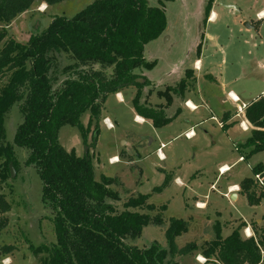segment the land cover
<instances>
[{
	"label": "trees",
	"instance_id": "1",
	"mask_svg": "<svg viewBox=\"0 0 264 264\" xmlns=\"http://www.w3.org/2000/svg\"><path fill=\"white\" fill-rule=\"evenodd\" d=\"M35 1L0 0V79H4L0 86V139L4 116L11 106L21 103L22 114L12 145H0V214L10 211L2 187L10 178L9 164L15 171L18 168L15 146L27 153L24 165L38 174L43 205L53 214L55 243L29 246L38 264H178L174 261L179 251L175 239L187 231V223L170 221L164 234L166 248L155 242L143 248L128 244L140 237L144 227L161 226L162 217L117 212L113 202L119 201V196L110 188L114 179L102 176L96 180L91 157L78 156L73 149L67 152L58 141L59 129L68 125L78 130L85 144L91 134L92 144L87 146H95L106 98L131 86L137 89L131 104L138 116L156 129L171 121L164 109L173 96H182L195 81L193 70H186L175 87L156 94L165 101L157 109L140 103L148 82L137 71L155 67V62L145 61L144 47L165 32L164 3L174 0H158L156 7L149 6L147 0H95L72 18H53L43 32L31 35L25 44L6 39L5 28ZM42 1L48 7L66 0ZM213 2L206 0L204 23ZM62 56L69 63L59 69ZM86 113L89 117L84 126L80 119ZM244 118L251 130L242 146L250 150L249 156L264 152V95L246 106ZM252 176L238 185V192L250 206H258L264 192L262 163L252 168ZM146 200V195H138L125 205L153 210L145 207ZM243 226L222 237L216 222L211 241L200 246L190 243L179 254L195 252L205 264H264V230L254 225L253 235L242 238L239 230Z\"/></svg>",
	"mask_w": 264,
	"mask_h": 264
},
{
	"label": "rangeland",
	"instance_id": "2",
	"mask_svg": "<svg viewBox=\"0 0 264 264\" xmlns=\"http://www.w3.org/2000/svg\"><path fill=\"white\" fill-rule=\"evenodd\" d=\"M94 1L66 0L48 6L44 11L45 8L41 9L43 1L36 0L27 12L9 24L11 25L8 28L9 32L5 28L6 39L13 38L25 44L31 35L43 32L53 18H72ZM225 1L215 6V12L219 15L215 24L203 22L202 0H174L166 2L164 7L170 39L167 40L166 36L163 41L158 42V54L155 55L159 66L156 70L162 69L168 63L173 66L172 68L168 66L166 71L172 69L184 72L192 64V60L185 59L184 56L191 47L197 51L203 35L207 41V51L203 59L202 73L205 74L209 64L215 65L212 75L218 83L213 84L211 78L200 76L195 85L194 95L190 96L194 101L198 99L203 102V108L190 117L192 122L201 121L200 125H194L192 129L194 135L191 139L185 138L183 121H177L173 119L174 117H171V126L165 130L156 129L151 123H143L142 120L141 124L134 123L128 110L129 104L119 103L114 95L106 98L102 112L103 116L110 118L111 122L106 121L114 125L115 129H109L105 123L104 125L99 122L95 150V146H87L92 144L91 134L87 136L85 144L81 141L76 128L65 125L59 129V144L67 152L73 149L77 150L76 155L83 156L87 147L86 154L91 157L96 180L100 181L102 176L114 179L110 188L119 196V201L113 202L117 212L129 210L146 213L152 217H162L161 226L148 225L143 228L139 238L128 241V244L137 248H143L153 242L166 248L165 231L170 221L177 219L187 223V231L175 239L179 251L190 243L200 246L211 241L214 238L216 222L221 227L222 237L230 235L239 225H244L239 230L242 238H246L243 229L245 226L250 225V229L256 224L264 227V192L261 204L254 207L250 206L246 198L239 193L235 194L236 198L233 200L229 190V186L239 185L246 178L253 177L252 168L258 163L264 164V152L249 156L250 150L242 146L250 135L239 124L244 121L243 113H237L236 123L231 128L223 129L222 124L218 122V115L222 109L228 108L237 112L238 106L248 105L264 89V70L260 66L264 63V17L261 22H256L254 18V11L263 7L264 0ZM236 5L250 16L249 23L256 28L244 29L234 14L238 9ZM228 8L234 11L228 13ZM219 47L223 48L221 58L216 53ZM163 56H167L170 62L164 64L161 60ZM189 56L192 58L191 54ZM68 60L66 56H62L58 60L59 69L64 68L69 63ZM177 76L173 75L170 81L178 80ZM236 76L238 82L229 84L230 78ZM170 81H167V84H170ZM3 82L4 79H0V86ZM192 86L191 84L190 87ZM150 89L156 97L158 93L156 87ZM161 90L166 91V88ZM229 90L243 92L237 107L230 102L226 105L221 103ZM123 92L124 97L131 93L130 88H124ZM141 98L140 103H143ZM161 100L165 102L162 98ZM145 102L149 107L157 109L154 98L149 97ZM20 104L11 106L4 116L3 137L0 139L2 147L12 145L16 129L22 122ZM183 111L190 115L188 110ZM211 114L216 116V120L209 119ZM88 117L86 113L80 119L84 126L88 123ZM247 128L250 129L248 126ZM126 133L142 137L133 138V144L141 146L143 157L139 159L132 155V158H135L131 166L129 158L124 154L125 144L118 141ZM151 139L152 146L149 143ZM160 144H165L161 152L167 159L163 162L158 160L155 151ZM13 150L18 168L15 176L10 177L2 187V193L10 204V211L0 214V264L5 257L10 259L9 264H38V259L32 254L29 246L49 247L55 243L51 221L53 214L43 205L42 185L38 174L34 168L24 165L27 153L15 146ZM116 151L120 155L114 158L118 159L119 163H110L108 158L116 154ZM129 152L132 153L131 150ZM220 166L223 167V171ZM176 179L181 183L176 182ZM138 195H146L145 207L151 206L153 210L143 208L144 206L127 208L125 203L129 199L137 198ZM195 201L204 203V206L200 208ZM257 220L259 221L255 223ZM179 251L174 256V261L178 264H204V260L199 261L197 257L199 254L196 255L195 252L179 254Z\"/></svg>",
	"mask_w": 264,
	"mask_h": 264
},
{
	"label": "crops",
	"instance_id": "3",
	"mask_svg": "<svg viewBox=\"0 0 264 264\" xmlns=\"http://www.w3.org/2000/svg\"><path fill=\"white\" fill-rule=\"evenodd\" d=\"M147 1H148L149 6H151V7L152 6H155V7L158 6V0H152L151 1L152 4L150 3V0H147ZM224 1L225 0H214V2L212 4V8H211V12H210L209 18H208V20H207L206 23H208V24H215L217 22V20L219 18V15L215 12V6H216L217 3L223 4ZM231 3H229V4H231ZM43 4L44 3H42L41 6L42 7L43 6L45 7V9H44V11H45V10H47V6L45 4L44 5ZM205 4H206V0H202L201 5H203V7H205ZM224 4H226V3H224ZM238 5H239V3H238ZM262 6H263L262 8H258V9H256L254 11V18H255L256 22H261L263 20L262 18L264 17V4ZM164 7H165V3H164ZM227 10H228V13L229 12L232 13V11H234L231 8H228ZM202 13H201V16H202ZM234 14H236V18L240 21V24L241 25L242 24H243V26L244 25H248V27H245L244 26L245 27L244 28L245 30L256 28V26H254V27L251 26V24L249 23V20H248L250 16L247 13H244L241 10L240 7H238V9L234 11ZM257 18H259L261 20H258ZM10 27H11V25H9V26L6 27L7 31H8V28H10ZM169 31H170L169 30V26H167L165 32L158 39H156V40L148 43L144 47L143 57H144L145 61H147V62H155L156 64H155V67L152 70H150V71H147V70H140V71L138 70L137 71V74L140 75V76H142V77H144L147 80V82H148V85L145 86L142 89V98H141V100H142L143 103H145V100H147L150 97V98H154L155 99L156 106H158V105H164L165 102H163L161 100V98H158L157 96L156 97L153 96V93H152L150 87H153L154 89L156 87L157 92L163 91V90H161L162 88L165 89L167 87H174L176 84L179 83V81L181 79L184 78V73H185L186 70H188V69L193 70V75L195 76V81L192 83L193 86L192 87H189L188 90L182 96H178V97L173 96L172 97V103L170 104V106L164 109V114L165 115H169L168 118L174 117L173 119H176L177 121H179V120L183 121L182 122V124H183L182 125V129L184 131L183 133L184 134L185 133H191L190 136H189V138H186L187 140H189L194 135V131L192 130L193 127H194V125H196V124L197 125H200L201 124V121H198V120L192 122V120H191L190 117L192 115H195L201 108H203V105H202L203 102L202 101H200L198 99H197V101H194L190 97L191 94L194 95L195 85H196L198 79L200 78V76H203V77L204 76L205 77L207 76V77L211 78V81L213 82V84L214 83L217 84L218 81L212 75V73H213L212 72V69L215 68V65H211L210 66V64H209V66L206 67L205 74L202 73V71H203V61H204L203 59L205 58V54H206V51H207V48H206L207 41L205 40V37L203 35L204 33L202 34L203 35V38H202V42H201V47H200V53H199V55H197L196 49L194 48V50H193L192 47L190 48L189 52L186 51L187 54H186V56H184V58L185 59H188V60H192V64H191V66H189V68H187L186 70H184V72H182V73L181 72H176V71H174L172 69L166 71V68L168 66H169V68H172V66H173V64L168 65L167 62H170V59L167 56L166 57L163 56L161 58V60H163L164 64L167 63V65H165V67H163L162 69L156 70V68L159 66L158 65V63H159L158 62V58H156V55H155V54H158V42L159 41L161 42V40L163 41V38L166 37V36H167V40H169L170 39V36L168 35L169 34ZM195 37L197 38V35ZM195 42H197V40ZM216 53H217V55H220V58H221L223 56V48L222 47H219L216 50ZM190 54L192 55V58H190V56H189ZM178 58L176 59V61L178 60ZM263 65H264V63H262L260 66L264 70ZM173 75H178L177 76L178 80H176L175 82L174 81H170V79H171V77ZM167 81H170V84H167ZM237 82H238V77L236 76V77L230 78L229 84L230 83L231 84H236ZM128 88H130V92L131 93L130 94L128 93V95H125V97L123 95V94H125L123 92L124 89L121 90L119 93L113 94V95L115 96L116 100L119 103H126V104L128 103L129 104L128 110H129V113L132 115V120H133L134 123L141 124V120L143 121V123L149 122L148 120L143 119L142 117L138 116L135 113V111H134V109L132 107L131 101H132L133 97L135 96L137 89L135 87H133V86L128 87ZM242 93H243L242 91L229 90L228 92H226L225 98L221 101V103L223 105H226V104H228V102H230L232 105H236V107H237V104L240 103V101L242 99ZM228 95H230L232 97L238 98V102L231 101L228 98ZM263 95H264V89L259 93V95L254 100L258 99L259 97H261ZM254 100H252V101H254ZM245 106H247V105H245ZM184 109L188 110V112L190 113V115H187V113H185L183 111ZM236 113H237L236 111H231L228 108L227 109H222V112H220V115H218V122H220L222 124V128L223 129L231 128L234 125V123H236V119H237L236 118ZM215 118H216V116L214 114H211L209 116V119L210 120L211 119H215ZM106 120H109L111 122L110 118L108 116H103V112H102L100 123H103V124L104 123H107ZM114 121L116 122L115 119H114ZM110 122H109V124L111 125ZM169 123L166 126H164L162 128H159V130H165L168 127H170L171 126V122H169ZM244 123H245V125H247L248 127H250V129L248 128V130H247V133L250 134L251 126L245 120V118H244ZM113 128L115 129L114 125H112V128L111 129H113ZM133 138L134 139H138V138L142 139V137H139L137 134H133V133L127 134L126 133V134L122 135L120 137V139L118 140L121 143L125 144V146H126L123 150H124V154L126 155V157L129 158L128 161H130V166L132 165L133 159L135 157H138L139 159L143 157V156H141L142 155V152H141V149L142 148H141V146L140 145L135 146L133 144ZM129 139H131V140L128 142ZM147 139H148V137H147ZM149 141H150L149 143H151V146H152L153 145V140L151 139ZM242 144L243 143H240V145H242ZM160 145H159V147H160ZM162 145L165 146V144H162ZM159 147H157L156 150ZM96 148H97V146H95L94 150ZM129 150H131L132 153H130ZM75 153L76 154L78 153L77 150L75 151ZM161 154H162V152H161ZM119 155H120V153H118L116 151V154H114L111 157H109L108 160L111 159V158H114V157L118 158ZM132 155H135V157L132 158L133 157ZM162 156H163V154H162ZM164 159L166 160L167 158H164ZM163 160H159V161L160 162L161 161L163 162ZM118 163H119V160L117 161L116 164H118ZM222 166H225V165H222ZM221 168H223V167H221ZM175 181L178 182V183H181L178 179H176ZM229 188H230V191H231L230 196H232V197L234 196V199H235L236 198V195L235 194L239 193L238 192L239 191V186L237 184H234V185L229 186ZM232 188H236V189L232 191ZM195 203H198L200 205V208L204 206V203H202L200 201H195ZM254 207H257V206H254ZM258 221L259 220H257L255 223H257ZM256 225L259 226V227H261L258 224H256ZM253 227L254 226H251V229H250V225H249L247 227L245 226L243 229H249V232L253 235ZM261 228L264 230V227H261ZM197 257L198 258H202V260H204V258L201 257L200 255L197 256ZM1 261H2V264H9L10 263V259L8 257L3 258ZM204 264H205V262H204Z\"/></svg>",
	"mask_w": 264,
	"mask_h": 264
},
{
	"label": "built area",
	"instance_id": "4",
	"mask_svg": "<svg viewBox=\"0 0 264 264\" xmlns=\"http://www.w3.org/2000/svg\"><path fill=\"white\" fill-rule=\"evenodd\" d=\"M263 67H264V65H263ZM228 98H229L231 101L238 102V98H236V97H232V96L228 95ZM245 108H246L245 105H242L241 107L238 106V107H237V113H239V114H240V113H243V115H244V110H245ZM237 113H236V116H237ZM141 122H142V121H141ZM105 124H106V126H107L109 129L112 128V125H110V124H108V123H105ZM239 124H240L241 128H242L244 131H247V130H248V128H247V126L245 125L244 121H241ZM190 134H191V133H185V138H189ZM163 147H164V145L161 144L160 147L156 150V154H157L159 160H163V159H164V157H163L162 154H161V150H162ZM112 160H113V158L109 159V162H110V163H113ZM223 170H224V169L221 168V171H223ZM255 179H256L259 183L262 182V179H261L259 176H256ZM229 190H230V189H229ZM244 234H245V237H246V238H249V237L252 236V234L249 232V229H245V230H244Z\"/></svg>",
	"mask_w": 264,
	"mask_h": 264
},
{
	"label": "water",
	"instance_id": "5",
	"mask_svg": "<svg viewBox=\"0 0 264 264\" xmlns=\"http://www.w3.org/2000/svg\"><path fill=\"white\" fill-rule=\"evenodd\" d=\"M244 26L245 27H248V25H244ZM137 82L141 83L142 82V79H138ZM86 153H87V147H85V153H84V155H86ZM8 167H9L10 177L13 178L15 176V170H14V168L12 166V163H10ZM231 198L234 199V196L233 197L231 196Z\"/></svg>",
	"mask_w": 264,
	"mask_h": 264
},
{
	"label": "bare ground",
	"instance_id": "6",
	"mask_svg": "<svg viewBox=\"0 0 264 264\" xmlns=\"http://www.w3.org/2000/svg\"><path fill=\"white\" fill-rule=\"evenodd\" d=\"M43 5H44V4H43ZM44 8H45V7L43 6V8H41V9L43 10ZM112 161H113V163H114V162H117V161H118V159H116V158H113V160H112ZM225 170H226V169H225ZM226 171H227V170H226ZM235 189H236V188H232V191H233V190H235ZM199 207H200V206H199ZM199 261H203V260H202V258H199Z\"/></svg>",
	"mask_w": 264,
	"mask_h": 264
},
{
	"label": "flooded vegetation",
	"instance_id": "7",
	"mask_svg": "<svg viewBox=\"0 0 264 264\" xmlns=\"http://www.w3.org/2000/svg\"><path fill=\"white\" fill-rule=\"evenodd\" d=\"M114 163H116V162H114Z\"/></svg>",
	"mask_w": 264,
	"mask_h": 264
}]
</instances>
